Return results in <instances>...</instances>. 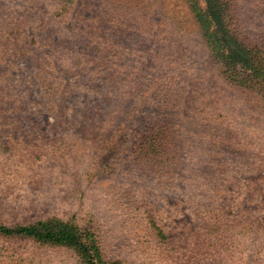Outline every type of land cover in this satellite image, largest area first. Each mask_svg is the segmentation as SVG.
<instances>
[{"label":"rangeland","instance_id":"1","mask_svg":"<svg viewBox=\"0 0 264 264\" xmlns=\"http://www.w3.org/2000/svg\"><path fill=\"white\" fill-rule=\"evenodd\" d=\"M230 1L264 45V0ZM50 217L97 263L264 264V95L189 0H0V223ZM0 264L92 263L0 232Z\"/></svg>","mask_w":264,"mask_h":264},{"label":"trees","instance_id":"2","mask_svg":"<svg viewBox=\"0 0 264 264\" xmlns=\"http://www.w3.org/2000/svg\"><path fill=\"white\" fill-rule=\"evenodd\" d=\"M189 1L209 50L225 77L237 88H259L264 95V45L253 44L242 36L236 25L237 18L231 1ZM157 148H161V145ZM0 232L67 245L88 258L90 263L102 264L94 259L87 230L58 217L14 226L0 223Z\"/></svg>","mask_w":264,"mask_h":264}]
</instances>
